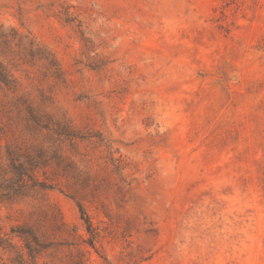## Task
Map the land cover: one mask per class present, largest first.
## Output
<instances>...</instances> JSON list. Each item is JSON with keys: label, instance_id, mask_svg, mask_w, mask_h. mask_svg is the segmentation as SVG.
<instances>
[{"label": "rangeland", "instance_id": "obj_1", "mask_svg": "<svg viewBox=\"0 0 264 264\" xmlns=\"http://www.w3.org/2000/svg\"><path fill=\"white\" fill-rule=\"evenodd\" d=\"M0 62V264H264V0H0Z\"/></svg>", "mask_w": 264, "mask_h": 264}, {"label": "trees", "instance_id": "obj_2", "mask_svg": "<svg viewBox=\"0 0 264 264\" xmlns=\"http://www.w3.org/2000/svg\"><path fill=\"white\" fill-rule=\"evenodd\" d=\"M50 63H52L50 61ZM17 79L13 76V74L0 62V90H7L11 94H15L18 90ZM1 114V113H0ZM30 115H32L30 113ZM34 119V117L32 118ZM64 135L70 138H75L74 132H62ZM1 148V146H0ZM1 152V151H0ZM6 158L9 161V167L12 173V177L7 178L6 174L1 173L2 170V156L0 153V201H11L15 196H21L22 193L26 190L27 186L31 183H35L36 169H40V167H46L48 165L49 159H47L43 155L37 156V158H33L28 154L21 153L20 149H12L6 147ZM61 162L57 160V165L59 166ZM42 189H46L44 184H41ZM77 207L81 216V219L84 221L86 225L87 231L90 233L91 231V222L86 216L84 212L83 206L80 203H77ZM15 233V230H12ZM22 233V232H21ZM27 233V232H24ZM9 244H12V239H7ZM6 242V240H5ZM4 239L2 237L1 229H0V248L3 246Z\"/></svg>", "mask_w": 264, "mask_h": 264}]
</instances>
